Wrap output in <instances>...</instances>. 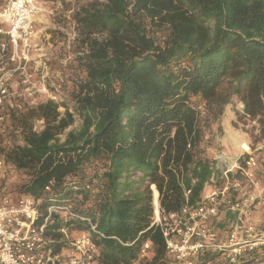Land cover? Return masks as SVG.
Instances as JSON below:
<instances>
[{"label":"trees","instance_id":"16d2710c","mask_svg":"<svg viewBox=\"0 0 264 264\" xmlns=\"http://www.w3.org/2000/svg\"><path fill=\"white\" fill-rule=\"evenodd\" d=\"M73 19L86 51L72 105L83 122L66 131L74 113L53 100L20 112L23 144L0 157L25 180L13 189L9 174L6 189L39 200V223L58 209L46 224L55 253L86 232L98 264H168L160 225L151 224L153 184L170 212L200 201L213 176L193 97L222 112L236 96L244 112L235 123L256 124L251 140L260 130L251 142L262 144L256 172L264 175V0H88ZM153 26L166 27L165 40ZM146 240L151 259L140 257ZM221 253L203 252L195 264H217Z\"/></svg>","mask_w":264,"mask_h":264},{"label":"built area","instance_id":"2783aa9c","mask_svg":"<svg viewBox=\"0 0 264 264\" xmlns=\"http://www.w3.org/2000/svg\"><path fill=\"white\" fill-rule=\"evenodd\" d=\"M38 9L37 0H0V35L7 33L13 46L12 59L20 63L29 59ZM2 45L5 49L6 44ZM8 92L1 80L0 103ZM239 110L244 112L242 104ZM260 149L262 144L254 147L251 140L244 141L238 153L217 148L212 157L213 176L200 201L187 202L170 212L162 211L159 203L155 205L151 224L160 225L169 257L195 264L203 252L220 250L236 264L252 253L264 255V183L256 172V152ZM6 167L0 157V264H98V246L86 232L70 241L66 252H54L46 237V224L58 209L49 207V214L39 223V200L29 193L13 197L6 189ZM63 209L72 214L68 207ZM222 214L231 217L224 236L215 226ZM152 247V241L146 240L140 255H147Z\"/></svg>","mask_w":264,"mask_h":264},{"label":"rangeland","instance_id":"374dc122","mask_svg":"<svg viewBox=\"0 0 264 264\" xmlns=\"http://www.w3.org/2000/svg\"><path fill=\"white\" fill-rule=\"evenodd\" d=\"M87 2L88 0H37L39 9L33 19L34 36L29 59L22 60L21 63L19 60L12 59L13 46L7 33L0 35V81L4 82L9 91L0 103V149L8 151L15 145L23 144L22 135L15 126L18 124L17 116L23 110L37 106L41 102L48 100L58 102L62 113L65 112L67 106L71 107L70 112L74 113L75 120L66 131L71 128L78 129L82 124V118L74 112L72 105L74 93H79L86 79L85 68L80 64V59L85 56L86 51L81 41L82 37L77 30L78 23L73 19V15ZM4 26L5 29L8 28L7 24ZM165 30H167L166 27L157 29L153 26L152 32L163 41ZM2 44H6L5 49ZM22 47L23 44L20 42L18 53ZM236 99L234 96L229 103L225 104L222 112L218 111L217 106L209 107L207 101L199 96L192 99L199 112L203 144L211 159L217 148L238 153L241 144L251 140L249 133L254 130L256 124L249 118L242 121L237 120L239 124L235 123V119L239 116ZM43 127L42 119L33 121L34 130L39 131ZM257 130L254 131L252 140H259ZM62 138H65V133L62 134ZM6 175L5 182L11 178L13 189L25 180L24 174L10 166L6 167ZM261 179L264 183V175ZM152 193L154 194V205H156L154 190ZM11 194L16 199L20 196L18 192H11ZM230 219L229 215L222 214L216 222L215 226L221 228L223 236L231 224ZM152 255L150 250L147 255H140V257L151 259ZM256 257L251 264H264L263 254H257ZM226 260L225 252H222L216 262L220 264ZM167 263L183 264L169 256ZM206 264L213 263L207 262ZM237 264L244 263L239 261Z\"/></svg>","mask_w":264,"mask_h":264},{"label":"bare ground","instance_id":"6f19581e","mask_svg":"<svg viewBox=\"0 0 264 264\" xmlns=\"http://www.w3.org/2000/svg\"><path fill=\"white\" fill-rule=\"evenodd\" d=\"M154 193H155V202L158 204V202H157V197H158V194H159V193H157V190H156V188H155V185H154Z\"/></svg>","mask_w":264,"mask_h":264},{"label":"water","instance_id":"95a60500","mask_svg":"<svg viewBox=\"0 0 264 264\" xmlns=\"http://www.w3.org/2000/svg\"><path fill=\"white\" fill-rule=\"evenodd\" d=\"M158 192V191H157ZM157 202L159 203V194H158V197H157ZM155 204H157L156 202H155Z\"/></svg>","mask_w":264,"mask_h":264}]
</instances>
